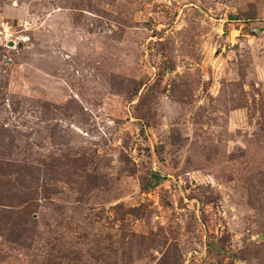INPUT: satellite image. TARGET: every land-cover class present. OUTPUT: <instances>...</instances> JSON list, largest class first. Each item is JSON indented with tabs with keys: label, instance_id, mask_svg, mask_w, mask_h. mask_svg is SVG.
Listing matches in <instances>:
<instances>
[{
	"label": "rangeland",
	"instance_id": "1",
	"mask_svg": "<svg viewBox=\"0 0 264 264\" xmlns=\"http://www.w3.org/2000/svg\"><path fill=\"white\" fill-rule=\"evenodd\" d=\"M0 264H264V0H0Z\"/></svg>",
	"mask_w": 264,
	"mask_h": 264
},
{
	"label": "trees",
	"instance_id": "2",
	"mask_svg": "<svg viewBox=\"0 0 264 264\" xmlns=\"http://www.w3.org/2000/svg\"><path fill=\"white\" fill-rule=\"evenodd\" d=\"M153 174L155 175L154 177H159V176H158L159 174H157V173H153Z\"/></svg>",
	"mask_w": 264,
	"mask_h": 264
}]
</instances>
